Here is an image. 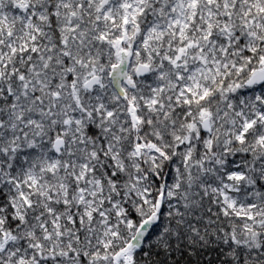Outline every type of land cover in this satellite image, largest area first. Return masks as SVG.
<instances>
[{
  "label": "snow or ice",
  "instance_id": "snow-or-ice-1",
  "mask_svg": "<svg viewBox=\"0 0 264 264\" xmlns=\"http://www.w3.org/2000/svg\"><path fill=\"white\" fill-rule=\"evenodd\" d=\"M0 264H264V0H0Z\"/></svg>",
  "mask_w": 264,
  "mask_h": 264
}]
</instances>
